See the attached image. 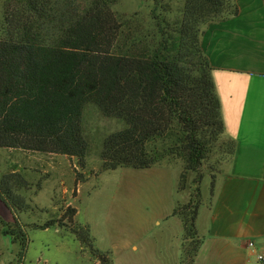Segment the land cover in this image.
Returning a JSON list of instances; mask_svg holds the SVG:
<instances>
[{
	"label": "trees",
	"instance_id": "obj_1",
	"mask_svg": "<svg viewBox=\"0 0 264 264\" xmlns=\"http://www.w3.org/2000/svg\"><path fill=\"white\" fill-rule=\"evenodd\" d=\"M155 1V26L143 36L114 11L120 0L9 1L0 28V148L77 158L84 166V110L92 104L105 118L126 124L105 139L102 171L142 170L179 159V191L187 188L191 172L199 185V170L224 139L205 27L238 16L239 7L236 0H185L181 18L169 21ZM235 150L228 141L225 160ZM25 182L21 175L0 174V199L14 222L23 205L13 189ZM200 203L198 186L192 200L173 212L184 226L183 264H193L201 246ZM67 212L77 215L75 208ZM72 231L99 264H113L95 247L88 226Z\"/></svg>",
	"mask_w": 264,
	"mask_h": 264
},
{
	"label": "rangeland",
	"instance_id": "obj_2",
	"mask_svg": "<svg viewBox=\"0 0 264 264\" xmlns=\"http://www.w3.org/2000/svg\"><path fill=\"white\" fill-rule=\"evenodd\" d=\"M9 1L0 0V28ZM160 2L159 10L169 21L181 18L185 0ZM155 5V0H120L114 11L143 36L155 26ZM125 127L124 121L105 118L96 105H88L84 110L83 133L88 145L84 166L77 158L0 148V174L21 175L26 181L13 189V196L20 198L24 206L17 209L16 222L0 199V207L9 216L7 219L0 213L5 222L0 220V264H99L72 231L85 226L90 228L97 249V243L110 248L109 252L100 251L108 253L113 264H122L119 257L124 243L150 242V212L160 203L156 190L153 191L157 182L150 168L102 171L100 155L105 139ZM227 152L228 141L222 139L199 173L210 172L227 159ZM172 161L164 163L172 166L169 173L183 172L184 163L179 159ZM189 181L188 175V184ZM68 207L77 209L75 218L67 214ZM51 220L56 225L43 229ZM20 229L24 236L18 232ZM6 230H14L15 236H6ZM141 264H150V256Z\"/></svg>",
	"mask_w": 264,
	"mask_h": 264
},
{
	"label": "crops",
	"instance_id": "obj_3",
	"mask_svg": "<svg viewBox=\"0 0 264 264\" xmlns=\"http://www.w3.org/2000/svg\"><path fill=\"white\" fill-rule=\"evenodd\" d=\"M236 2L238 16L207 25L203 39L221 105L223 137L235 143V153L205 172L199 185L194 183L197 173H189L183 191L182 170L169 173L172 166L164 163L151 167L160 203L150 212V242L124 243L122 264H141L148 255L150 264H183L184 226L173 212L192 200L198 186L201 246L193 264H253L255 254L264 250V0ZM0 213L9 219L1 207ZM97 247L111 251L99 243Z\"/></svg>",
	"mask_w": 264,
	"mask_h": 264
},
{
	"label": "built area",
	"instance_id": "obj_4",
	"mask_svg": "<svg viewBox=\"0 0 264 264\" xmlns=\"http://www.w3.org/2000/svg\"><path fill=\"white\" fill-rule=\"evenodd\" d=\"M250 246L254 248V243L250 242ZM253 264H264V250L258 251L255 254V259L253 261Z\"/></svg>",
	"mask_w": 264,
	"mask_h": 264
}]
</instances>
